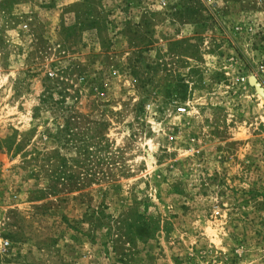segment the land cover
<instances>
[{
  "label": "rangeland",
  "instance_id": "1",
  "mask_svg": "<svg viewBox=\"0 0 264 264\" xmlns=\"http://www.w3.org/2000/svg\"><path fill=\"white\" fill-rule=\"evenodd\" d=\"M0 264H264V0H0Z\"/></svg>",
  "mask_w": 264,
  "mask_h": 264
}]
</instances>
